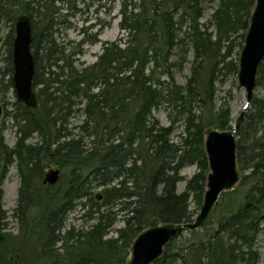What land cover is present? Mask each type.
I'll return each mask as SVG.
<instances>
[{
	"label": "trees",
	"instance_id": "1",
	"mask_svg": "<svg viewBox=\"0 0 264 264\" xmlns=\"http://www.w3.org/2000/svg\"><path fill=\"white\" fill-rule=\"evenodd\" d=\"M254 1L218 0L208 31L199 23L201 0H121L119 27L126 40L105 43L94 63L78 69L73 57L84 44L96 43L98 34L83 37L67 54L52 37L60 19L57 4L72 9L75 0H0V20L14 24L26 15L31 22L37 96L34 109L13 103V147L5 144L0 124V264H127L130 244L149 220L192 221L190 200L199 207L206 189L204 131L232 127L227 108L213 109L214 84L237 71V61L230 58L242 47ZM7 38L2 72L7 80H0L5 94L13 90V31ZM190 50L191 74L182 86L173 69ZM257 86L264 88V61ZM163 104L183 116L179 144L170 140L174 120L164 127L153 118V110ZM252 107L236 135L238 170L248 171L239 184L244 191H231L235 198L213 226L181 234L154 264L175 259L257 264L253 246L264 217V99L253 100ZM78 112L82 121L68 129L71 115ZM33 136L37 141L30 143ZM13 165L20 178L13 216L29 232L22 246L6 233L2 206V185ZM49 165L68 174L55 185H43ZM187 165H196L197 172L178 193L177 184L184 180L180 170ZM94 188L101 190L99 203ZM83 199L94 223L85 231H63L65 215ZM116 203L118 211L126 212L125 228L106 239L116 220ZM21 247L24 256L17 257Z\"/></svg>",
	"mask_w": 264,
	"mask_h": 264
},
{
	"label": "rangeland",
	"instance_id": "2",
	"mask_svg": "<svg viewBox=\"0 0 264 264\" xmlns=\"http://www.w3.org/2000/svg\"><path fill=\"white\" fill-rule=\"evenodd\" d=\"M201 1L203 12L202 17L199 19V23L202 25V28H207L208 31H212L213 26L211 24V15L217 7L218 0ZM120 4L121 0H75V7H72V9H69L67 4H64V6L62 4H57V6H61V10L59 11L60 19L58 21V25L53 28L54 30L52 31V37L55 39V43L58 45V47L65 50V54L71 52L72 48L75 47V44H77L83 37H86L87 35L98 34L96 43L84 44L81 46V53L73 57L75 66L78 69L94 63L97 57L101 54L105 43L116 42L120 38L126 40L125 37L127 33L120 30L119 27L120 16L118 11ZM60 22L63 23L59 24ZM184 27L182 28L181 35L185 30ZM11 31H13L14 37V24L0 20V80L2 83L7 80V76L3 77L2 72L6 67V47L9 41L7 36ZM240 49L241 48L235 49L230 59L237 61L238 54L236 55V53L239 52ZM183 50H185V48H183ZM181 53L182 52L178 50L176 55L178 56V54ZM193 60V52L190 50L186 54L184 62H182L183 58L177 61V68L173 69L175 78L174 80L177 84L182 86L186 84L191 74ZM214 90V98L212 103L213 109L217 111L220 110V108H227L230 112V125L232 126L246 102L245 91L243 88L238 86L236 73L219 77L214 84ZM255 99H264V88L262 86H256L254 89L252 100L245 109V115L253 111L252 102ZM14 101H16V98L13 90H10L7 94L0 92V105L2 107L0 124L4 126V142L9 147H13L16 142V135L14 129L12 128L11 118V115L14 112ZM198 113L199 110H197L196 114ZM152 115L153 118L164 127L171 125L172 120H174L170 140L174 144H179L181 138L184 136L183 116L178 115L176 111L171 110V108H168L165 104L161 105L157 109H154ZM82 118L83 116H81L80 112L75 114L74 117L71 115L67 125L68 129L72 130V127L79 126ZM73 132L77 133L78 130L75 129ZM36 141L37 139L35 136L29 140L30 143H35ZM196 172V165H187L180 170V175L184 180L177 184L178 193H181L184 190L186 181ZM67 174V171L60 170V175H63V177ZM246 174H248V171H239L240 181L243 175ZM239 184L235 188V191L238 194L243 192L245 189L244 186H240L241 184ZM19 185L20 178L16 167L13 165L9 168L2 185V206L7 217L5 231L7 234L12 235V240L16 242V245L22 246L28 244L29 232L25 229H22L19 221L13 216L14 209L17 205ZM93 191H95L94 193L96 194H100L99 191L101 190L99 188H94ZM230 193L231 192L224 193L220 196L213 213V225L216 220L220 218L223 212V207L230 202V199L235 198L236 195ZM94 201L99 203L101 201V197L96 198ZM76 203V207L68 211L64 217L63 231H72V228L75 231H85L92 223H94L86 216L90 210L88 204L82 206L84 203H87L85 199L79 200ZM200 207L201 205L198 207L192 200H190L189 208L194 212L192 220L198 215ZM119 208V203L114 204L113 211L117 212L116 220L105 236L106 239L117 237L118 232L125 228V219L127 218L126 212L118 211ZM34 216L35 215H33V217ZM259 227V233L255 240L253 250L258 255L257 264H264V217L260 221ZM187 233L188 231L183 232L182 235L186 236L188 235ZM24 251L25 249L21 247V250H19V253H17V257H19L21 254L23 255ZM167 264L183 263L180 259H175L171 262L168 260Z\"/></svg>",
	"mask_w": 264,
	"mask_h": 264
},
{
	"label": "water",
	"instance_id": "3",
	"mask_svg": "<svg viewBox=\"0 0 264 264\" xmlns=\"http://www.w3.org/2000/svg\"><path fill=\"white\" fill-rule=\"evenodd\" d=\"M32 27L26 15L14 22L12 42V84L16 101L34 109L37 96L33 86L35 61L31 53ZM264 61V0H255L248 26L238 52L236 77L238 86L245 91L246 102L230 130L208 127L203 134V148L207 158L206 189L198 215L188 223H161L148 221L146 227L132 240L127 264H154L164 247L186 231L201 230L213 224V213L222 194L233 191L240 176L236 154V135L245 118V109L252 100L261 63ZM2 107L0 105V118ZM60 170L49 165L43 174V185H55ZM100 198V194L96 195Z\"/></svg>",
	"mask_w": 264,
	"mask_h": 264
},
{
	"label": "bare ground",
	"instance_id": "4",
	"mask_svg": "<svg viewBox=\"0 0 264 264\" xmlns=\"http://www.w3.org/2000/svg\"><path fill=\"white\" fill-rule=\"evenodd\" d=\"M42 179H43V177H42ZM41 183H42V181H41Z\"/></svg>",
	"mask_w": 264,
	"mask_h": 264
}]
</instances>
